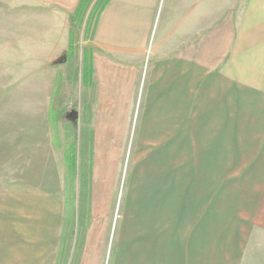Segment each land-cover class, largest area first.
Segmentation results:
<instances>
[{"label": "crops", "instance_id": "1", "mask_svg": "<svg viewBox=\"0 0 264 264\" xmlns=\"http://www.w3.org/2000/svg\"><path fill=\"white\" fill-rule=\"evenodd\" d=\"M89 1L79 25L87 26L84 57L93 69L85 86L93 105L83 161L93 169L78 264H101L115 166L127 156L130 166H152L159 174H209L219 188L225 173L247 174L241 188L249 200L237 216L245 233L233 264H264V0H111L88 22L98 0ZM79 3L9 4L22 13L7 19L13 28L7 33L54 65L74 48ZM66 66H57L47 84L48 115L56 75ZM60 151V166H72Z\"/></svg>", "mask_w": 264, "mask_h": 264}, {"label": "rangeland", "instance_id": "2", "mask_svg": "<svg viewBox=\"0 0 264 264\" xmlns=\"http://www.w3.org/2000/svg\"><path fill=\"white\" fill-rule=\"evenodd\" d=\"M19 1L0 0V264H78L93 169L83 166L93 105L82 82L87 26L74 23L72 51L44 65L33 44L7 33V19L22 13L9 4ZM63 61L48 115L47 84ZM60 150L72 166H60ZM130 159L115 166L101 264H233L247 174L225 173L219 188L209 174H159Z\"/></svg>", "mask_w": 264, "mask_h": 264}, {"label": "trees", "instance_id": "3", "mask_svg": "<svg viewBox=\"0 0 264 264\" xmlns=\"http://www.w3.org/2000/svg\"><path fill=\"white\" fill-rule=\"evenodd\" d=\"M110 1L111 0H98L96 5L94 6L92 12H91V15L89 17L88 22L91 20V17L94 15L98 18V16L107 7V5L110 3ZM89 2H90L89 0H80V3L78 5V8H77L75 15L73 17V20H72L73 24L74 23L79 24L80 18L83 17ZM73 34H74L73 31H71L70 32V44H72ZM70 50L72 51V47L70 48ZM86 55L87 54H85V56ZM84 63L85 64L83 65V70H82V82H83L84 86H86L88 84L87 80L91 79V77L93 75V69L90 66V63L86 61V57H84Z\"/></svg>", "mask_w": 264, "mask_h": 264}]
</instances>
